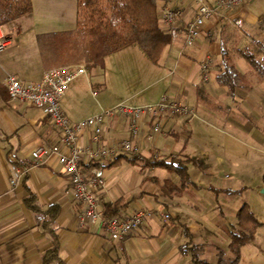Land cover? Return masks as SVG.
<instances>
[{"label":"crops","instance_id":"0c3cea01","mask_svg":"<svg viewBox=\"0 0 264 264\" xmlns=\"http://www.w3.org/2000/svg\"><path fill=\"white\" fill-rule=\"evenodd\" d=\"M32 2L30 13L0 27V36L9 41L0 51V264H44V253L52 246V237L37 225L35 212L25 202L30 191L37 195L45 209L50 205L58 207L55 229L65 264H191L190 254L181 248L188 242L203 247L202 259L208 261L209 256H215L218 260V251L223 249L222 242L229 244L231 233L238 229L236 214L239 206L229 220V215L224 213L226 210L218 206L222 199L218 201L209 193L211 189L216 192L219 189L216 190L212 184L198 186L195 183L197 178L212 172L223 158L207 148L196 154L193 140L196 130L202 129V113L214 115L207 108L199 107L201 90L211 97L218 92L229 91L227 86L217 81L215 73H210L203 81L200 64L208 56L214 59L213 64L221 63L223 41H226L232 62L244 74L240 59L231 52L229 40L222 34V26L232 22L244 26L239 35L238 51L243 49V44L247 43V29L254 27L264 15L257 16L256 12L262 7V1L247 0L222 17H209L194 45L189 46L185 41V23L193 13L192 1L158 0V14L165 6L180 9L182 14L177 20V27L169 28L160 22L163 31L174 34V41L165 48L159 64L152 63L154 67L149 68L156 79L154 83L163 78L170 90L168 95L192 107L195 116L175 115L163 120L160 132L152 139L148 135L152 133L155 119L143 121L135 137L141 151V156L135 157L136 162L130 161L134 156L119 151L111 158L84 166L87 175H92L97 169L104 172L103 184L94 190L102 210L105 204L122 200L125 207L120 216L139 209L152 211L151 216L122 241L110 239L101 223L81 226L79 214L82 206L74 198L70 179L57 155L50 156L42 164H35L32 157L37 147L58 144L60 132L42 109L12 100L5 79L12 74L28 82L43 76L47 67L38 36L74 30L78 0ZM233 45L238 46L236 43ZM127 48L106 56L103 67L86 64L87 72H90L87 86L96 90L93 95L98 110L81 111L89 102L86 101L85 86L78 83L68 89L61 100V106L71 121H79L124 103L118 100L110 105L101 102L98 97L111 94L113 75L119 82L126 81L129 68L119 54ZM235 91L239 95V85ZM162 97L141 105L156 103ZM233 104L232 110L237 107ZM234 126L238 128V124ZM92 132L87 129L80 142L91 147L100 144L118 146L123 139L130 137L129 119L123 115L107 116L100 143L92 139ZM169 155L201 161L190 162L188 166L194 185L175 196L163 194L160 185L167 178L179 183L176 174L163 167L141 165L143 158ZM16 166L29 167V171L12 185L10 181ZM165 214L170 217L165 218Z\"/></svg>","mask_w":264,"mask_h":264},{"label":"rangeland","instance_id":"374dc122","mask_svg":"<svg viewBox=\"0 0 264 264\" xmlns=\"http://www.w3.org/2000/svg\"><path fill=\"white\" fill-rule=\"evenodd\" d=\"M260 1H262V7L256 9L257 16L264 14V0ZM242 27L244 26L233 22L222 26V34L228 38V46L232 47L231 52L234 56L240 59V68L244 72L239 82V95L236 91L233 93L218 92L213 97L206 94L204 90L199 93V107L207 108L214 115L201 112L204 123L202 129H197L195 132L194 150L196 154H199L202 148H207L212 154L214 152L220 155L223 160L216 163L217 166L212 172L206 173L202 178H197L195 183L198 186L212 184L214 188H217L216 190L219 189L217 192L211 189L212 192L209 193L218 201L222 199L218 206L226 210L224 213L229 215V220L233 217L232 213L236 207L239 206L240 209L244 204L248 206L259 225L255 229L254 240L241 247L238 264H264V192H262L264 77L252 68L240 54V50L238 51ZM246 35L248 36L247 43L243 44V48L249 47L260 60L264 61V15L260 17L256 25L254 24V27L247 29ZM257 41L260 42L257 43ZM223 43L227 47L226 41ZM233 43L238 46L235 47ZM119 55H122V59H125L129 68L126 81L119 82L113 75L111 77L112 92L99 96L101 102L114 105L118 100H122L127 104L141 105L158 100L164 94H170L168 84L163 78H159L161 80L154 83L156 79L152 77L149 68L154 66L138 45H131ZM81 63L86 65L84 60L75 62V64ZM221 69V64L215 63L208 68L207 72L217 75ZM89 75L90 72H87L78 76L68 87L71 89L78 83L85 86V97L89 104L86 103L81 108L83 112L98 110L95 95H93L96 90L87 86ZM202 76L203 81L206 80L203 72ZM233 102L235 103L233 105L237 106L234 110L231 109ZM193 111L195 112L194 109ZM234 124H238L237 129ZM220 169L222 171H219ZM211 175H215V178H211ZM221 246L225 251L228 250V243L222 242ZM207 260L216 262L217 257L209 256Z\"/></svg>","mask_w":264,"mask_h":264},{"label":"trees","instance_id":"16d2710c","mask_svg":"<svg viewBox=\"0 0 264 264\" xmlns=\"http://www.w3.org/2000/svg\"><path fill=\"white\" fill-rule=\"evenodd\" d=\"M32 10V0H0V27ZM38 40L44 64L50 70L80 60H84L89 67H103L106 56L135 44L152 63L159 64L165 48L174 41V34L160 27L158 0H78L76 28L40 34ZM221 52L222 69L216 79L233 93L241 81L242 73L232 62L226 45L223 44ZM240 53L264 77V61L249 47L241 49ZM135 160V157L130 159L131 162ZM190 162L201 163L198 158L183 159L169 155L143 158L141 165L163 167L176 174L179 183L167 178L160 185L163 194L175 196L194 185L189 173ZM262 180L264 184V174ZM25 202L35 212L37 225L52 237V246L43 256L44 264H65L60 255V242L55 229L58 207L50 205L45 209L37 195L31 191ZM124 207L122 200L107 203L103 216L105 219L118 217ZM236 216L238 229L231 233L228 250L219 249L216 263L201 258V245L188 242L181 247L186 254H190L191 264L239 263L241 247L254 240V232L259 223L246 204L238 210Z\"/></svg>","mask_w":264,"mask_h":264},{"label":"built area","instance_id":"2783aa9c","mask_svg":"<svg viewBox=\"0 0 264 264\" xmlns=\"http://www.w3.org/2000/svg\"><path fill=\"white\" fill-rule=\"evenodd\" d=\"M193 13L185 23V41L189 46L194 45L202 32L209 17H222L225 12L242 6L247 0H191ZM180 9L163 7L159 11V19L169 28L177 27V20L181 16ZM9 41L0 36V51ZM213 58L208 56L200 64L201 71L207 79L210 75L208 68L213 64ZM87 72L85 64H70L47 70L37 81L23 82L15 75H8L5 79L8 93L12 100H18L35 105L47 114L53 125L60 132V141L53 146H39L32 152L35 164L44 163L50 156L57 155L67 176L70 179L74 198L81 206L79 222L81 226L101 223L110 239L124 240L133 230L138 229L151 216L149 209H139L133 213L105 219L94 190L103 184L104 172L97 169L92 175H87L84 166L92 162L111 158L119 151L134 157H140L141 151L135 141L141 124L149 118L155 119L150 139L160 132L163 120L175 115L195 116L193 109L168 95L156 103L146 105H129L120 103L114 107L105 108L101 113L73 122L65 114L61 100L69 84L78 76ZM123 115L129 119L130 137L123 139L118 146L100 144L91 147L80 142L81 136L87 129L92 130V139L100 143L103 134V123L107 116ZM29 171V167L16 166L13 168L11 184L16 182ZM165 214V218H169Z\"/></svg>","mask_w":264,"mask_h":264}]
</instances>
